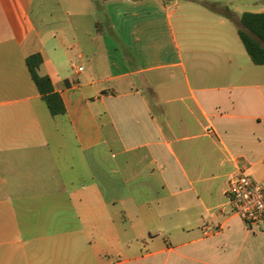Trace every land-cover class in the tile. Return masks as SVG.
<instances>
[{"label":"crops","instance_id":"0c3cea01","mask_svg":"<svg viewBox=\"0 0 264 264\" xmlns=\"http://www.w3.org/2000/svg\"><path fill=\"white\" fill-rule=\"evenodd\" d=\"M71 1L0 0V264H264V223L226 194L239 171L264 184L236 0Z\"/></svg>","mask_w":264,"mask_h":264},{"label":"trees","instance_id":"16d2710c","mask_svg":"<svg viewBox=\"0 0 264 264\" xmlns=\"http://www.w3.org/2000/svg\"><path fill=\"white\" fill-rule=\"evenodd\" d=\"M213 11H223L217 4H206ZM237 32L248 56L254 64L264 65V12L245 11L241 14ZM42 62L41 55L34 53L25 59L30 73L41 98L46 103L52 115L64 112L60 96L53 91L48 76L40 75L38 68Z\"/></svg>","mask_w":264,"mask_h":264},{"label":"built area","instance_id":"2783aa9c","mask_svg":"<svg viewBox=\"0 0 264 264\" xmlns=\"http://www.w3.org/2000/svg\"><path fill=\"white\" fill-rule=\"evenodd\" d=\"M226 194L233 213L250 228L264 223V184L239 171L228 180Z\"/></svg>","mask_w":264,"mask_h":264},{"label":"rangeland","instance_id":"374dc122","mask_svg":"<svg viewBox=\"0 0 264 264\" xmlns=\"http://www.w3.org/2000/svg\"><path fill=\"white\" fill-rule=\"evenodd\" d=\"M90 8L85 11V15L90 20L91 23H94L97 19H101V15L96 13V10L93 7L92 2H89ZM63 6L70 11L73 8V2L71 0H63ZM231 10H234L237 17L239 18L242 12L250 11L256 12L258 10H264V0H236L235 3L229 5Z\"/></svg>","mask_w":264,"mask_h":264}]
</instances>
